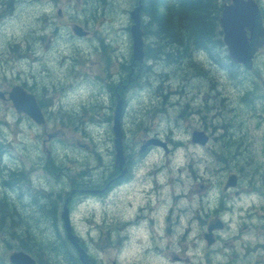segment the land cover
Segmentation results:
<instances>
[{"label":"rangeland","instance_id":"1","mask_svg":"<svg viewBox=\"0 0 264 264\" xmlns=\"http://www.w3.org/2000/svg\"><path fill=\"white\" fill-rule=\"evenodd\" d=\"M67 1L70 0H62V5H66L65 2ZM260 2L264 5V0H260ZM136 3L137 0H104L102 11H99V9L91 3L92 6H90L89 11L90 13L97 12L98 26L102 18H110V21L109 24L99 27V30L92 29L91 34H89L86 39H79V41L83 40L88 48L100 31L109 32L110 36L116 39L120 44V48L123 49L120 52L122 64L125 62V64L128 65L129 58H131L132 61V50L130 49V47L132 48V43L130 44L128 30L131 22L129 9L134 7ZM27 7L30 9L31 6L28 5ZM21 24L25 29L26 22L23 21ZM64 24L70 26V22H65ZM118 25L119 30L117 31ZM84 27L89 30L88 25H84ZM1 29L0 44L3 36H6L5 33L12 35V33L21 34L23 31V33L26 32L21 29V25L10 26V24H7L4 26L2 25ZM23 35L24 34L19 37ZM69 38H71V36H69ZM71 41H74V39H71ZM68 43L72 44L73 42ZM68 48L72 49L71 47ZM93 52L95 55L88 56L89 58L87 60L85 57H82L84 63L78 65L76 69L69 67L70 62L67 65L62 64L64 61L60 59L66 55L64 49H61V47L57 45L53 48V51L50 52L49 62H47L44 67L34 66L26 62V60L22 64L18 62L12 63L10 62V57L1 54L0 88L9 90L13 85L21 83V81H26L31 85L37 83L39 86L49 87V89H52V93L54 91L57 92V95H55V100L58 102L57 106H63L67 110L81 111L83 107L90 106L91 99L94 97L92 95V90L96 92L95 99L97 100V98H99L98 94L101 81L107 79L108 71L105 69L106 59L102 57V54L97 53L96 47L93 48ZM88 61L89 63L86 64ZM6 66L8 67L7 69ZM234 67L235 65L233 68ZM151 69L152 70H148L145 78V81L149 85L132 86V91L135 94L130 100V109L126 120V127L129 130V141L132 144L141 143L145 137L150 135L166 141L170 147L169 152H165L162 148L157 147L146 152L143 156L146 163L141 170L143 171L142 175L144 178L141 181L135 180L127 189H121L111 194L106 201H102L100 200V196H96L91 197V199L86 202H82V200L87 199L83 196L82 200L79 202L80 204L77 205L76 216L79 217V219L90 216L101 223L104 222V220L108 221L110 218H125L131 216L134 213L135 207H137L139 203L144 202L146 197L151 200L163 199L164 204L160 205L157 210L158 214L162 215L166 208L165 203L173 201L172 207L174 208L173 214L175 215L173 233L171 235H166L163 234L162 231L161 235L164 239V245H166V260H174L176 254L172 252L173 249H176L177 253L180 255L181 251H179V249L184 246L192 247L194 241L199 242V246L205 244L204 240H201V238L205 230L203 222L207 219L208 213H206L204 209L202 197L205 199L210 197L213 198L221 191H224V185L229 175L234 171H238L235 167H237V164L241 161V157L238 156L235 163H232L230 160L231 164L229 166L220 164L214 155V151H216L218 146L217 141H214L212 144L210 143L211 146L207 147L197 146L191 141V137L186 131H191L202 125L200 118H196L193 115V111L198 110V107L199 110L204 111L207 103L209 107L216 106L218 101H214L213 99L219 94L221 95V93L227 96L224 98L221 95V100L223 102L229 98L228 110H230L229 101L231 104L233 102L236 104L238 101L234 98L236 95L235 86L230 83V78L224 75L220 68L215 67L206 70L209 71L208 79H205L207 76L198 77L194 68L189 66L167 69L164 65H160L155 68L152 67ZM117 71V68L114 66L110 69L112 73H117ZM212 85H216V87H209ZM244 88L245 85L243 84V89ZM207 95L210 96L208 99L209 102L206 101ZM106 101L107 98L105 99V102ZM246 101L247 100H243V104ZM99 102L100 100H98V103ZM96 107H98V105ZM158 107L163 110L160 114L156 112ZM190 108L193 110L188 112ZM239 109L237 110V115H233L231 112L230 115L228 113L225 114V117L236 125L235 129L237 132H240L242 128L241 125H238V121H240ZM55 110L57 111V108ZM182 111L186 112L181 114ZM212 111L213 110L207 112L209 117L213 116L211 114ZM262 112H264V102L262 100L256 104L254 110L248 109L243 105L242 124H244L245 129H248L251 133L250 142L253 147L258 145L256 140L261 137L260 132L264 128L263 125L261 129L256 130V125H258L259 119L262 118ZM94 113L95 118L92 122L101 124H90L91 127H88V131H90L91 134L90 137L87 135V127H84V123H78L77 127L79 128L76 126H61V123L55 118L48 122V132L60 131L62 133L61 140H59V138H52L49 140L47 136L43 135L42 127L36 126L27 118H21L17 115L12 104L0 102V128L6 134L7 140L11 145L10 156H8V154L6 155V161L11 163L21 162L27 166H31L35 161L40 163L44 162L43 160L49 156V153L52 155L54 153L56 159L64 161L62 162L64 170L70 174V177H63V180L67 183V188H69L68 182L72 177L78 178L82 171L86 173L93 172L94 178L97 180L99 175L97 174L96 166L99 165L98 160H100V158L95 151L93 153V149L99 148L102 155L101 160L103 159L104 163H109L112 157L108 156L107 148H109L110 142H112V137L110 136L109 124L99 122L97 119L96 115H100L99 108L95 110ZM107 113L108 110L104 109L102 115L106 116ZM89 114L90 112H88L87 117H85L86 119L89 118ZM181 117L183 118L179 120ZM228 128L230 129V127ZM218 129H221L220 120L218 122ZM192 132L193 131H191V134ZM174 134L183 142V146L178 149H174L172 145L173 138H171L170 135ZM216 135L219 137L221 133ZM44 138L47 139L46 145L43 144ZM227 144L228 143H226L225 146H227ZM90 145L93 148H91ZM253 147L252 151L248 152L253 155V157H256L259 154V147ZM235 148H237V150L234 151L236 155L239 153V148H241V146L238 144L234 146L233 150ZM247 157L251 159L249 154H247ZM231 167L233 168L231 169ZM160 169L163 170L156 174L155 172L157 170L160 171ZM147 174L154 175L149 177ZM155 174L162 183H169L167 188H156L153 183ZM61 176L62 174L59 175V178H61ZM59 181L63 185L62 179ZM242 183L243 184L238 190H243V203H245L247 198H249L246 194L248 192L246 189L247 182ZM151 189H154V191L151 192ZM234 191L235 190H229V192ZM175 194H178V198L175 197ZM21 206L24 210L32 208L28 202L23 203ZM248 207H250V204ZM237 209H239V204H237ZM198 213L201 216L198 215ZM246 213L247 212H245V214ZM250 213L253 215L258 214V210L253 209ZM30 214L31 212L28 211V213L24 214V218L28 220ZM197 217L198 220L196 222L192 221L196 220ZM239 218V215L230 216L228 221L230 225L234 227L237 226L238 228ZM215 219V215L208 217L209 221ZM234 219L236 220L234 221ZM190 223L192 227H189ZM78 224L80 231L86 233H88L87 231L90 227L96 226L90 225L83 220H78ZM46 228L47 227H41V230H45ZM97 230L98 228L94 229L93 233ZM45 231L38 233L36 237L40 238L39 240L42 241L50 240ZM35 233L37 235V232ZM156 234L157 236L160 235L159 233ZM221 240L222 242L219 243L217 249L225 252H229L231 248L230 246L225 249L221 248L220 245H223V241H228L229 245L236 247L235 250L237 252L241 251L242 244L246 245L250 250H253L249 254V259L246 264H254L255 257L257 256V252L255 251L257 236L251 229L243 231L242 236L241 233L236 234V228H230L222 235ZM0 242H2L1 235ZM168 245L171 247H168ZM44 246L48 247L50 243ZM1 248L2 247H0V250ZM2 250H4V248ZM139 250L142 251L143 248H140L138 244H134L127 248L125 253L127 261L140 259L138 255L140 253ZM211 251L214 252L216 250L211 249ZM3 255L8 260L10 257L9 250L6 249L3 251ZM115 257L116 252L114 248L106 249L102 255L105 262L113 261ZM146 257V255H142L143 259H146ZM147 260L150 264H185L180 262L171 263L157 258H149ZM223 261L225 264H228L226 259Z\"/></svg>","mask_w":264,"mask_h":264},{"label":"flooded vegetation","instance_id":"2","mask_svg":"<svg viewBox=\"0 0 264 264\" xmlns=\"http://www.w3.org/2000/svg\"><path fill=\"white\" fill-rule=\"evenodd\" d=\"M101 2L102 0H94V2L93 0H85V4L83 6L80 0L67 1L65 2L66 5H62V0H0L1 23L4 25L10 24V26L21 25V29L26 31L25 33H23V31L21 34L12 33L11 37L9 38L11 40H14V42H9L7 45L2 46L1 51L7 53L12 51L16 55H25L26 57H21L18 60L19 64H22L26 60V62L34 66L44 67V65L49 62L50 52H52L53 48L57 45L60 46L61 49H64L65 54H68L67 58H65L64 61H66L67 64L70 62V67L77 66L79 61H81V63L83 62L81 53L87 54V52L92 50L94 47H96L97 51H102L103 49V40L98 35L92 41L88 48L86 47V44L83 42V40L79 41V39H86L87 36L91 34L90 30L84 27V25H88L87 23L90 19L92 20L93 24L92 29L94 30H96L97 28L99 29V27L104 25L103 20H100L98 26L97 12L90 13L89 11L91 3H94L95 6H98ZM28 5L31 6L30 9L27 7ZM63 7H66L68 10L65 11ZM65 13H68L72 22L69 24L70 26L68 27V32H65V34L63 35L62 29L64 27V24L57 22V15L63 16ZM41 16H44L42 21H40ZM23 21L26 22L25 29L21 24ZM22 34L24 35L19 37ZM69 36H71V38H69ZM71 39H74L75 42L71 41ZM68 42L73 43L69 44ZM68 47H71L72 49ZM200 50L201 49H194V60H200V64L204 65L205 67L213 64V51L205 50V53H199ZM107 61L109 63L108 65H111V63H113L111 57H109ZM196 64L197 63H195V65ZM144 69L146 70L145 66ZM128 70L129 73L127 76V81L124 73L123 78L118 82L110 81L103 86L104 88H100L102 92H105L107 94L111 102H114L119 94H122L126 97L130 88H132L133 84H130L129 79H131L133 73L135 72V64L133 66H130ZM137 74L141 75V67L138 68ZM241 83V88L236 86V89L238 90V92H240V98L238 99L241 104L240 114L243 119V74ZM119 86L123 87L124 90L122 92H120ZM209 87H216V85H212ZM214 108L218 109V116H225L226 107L222 108L221 105H218L214 106ZM206 127L209 128L211 132V134H209L211 139H214L213 141L211 140L212 142L210 141L212 144L214 141L218 140L214 136V131L218 129V125L209 126L208 124H206ZM241 131L242 135L240 136L239 140H230V142H227L226 140L224 141V144L228 143L231 146H236L239 144L241 146V161L239 163L240 178L238 185L232 188L235 190L234 192H229L228 190H226L225 192H220L213 198H207L206 201L203 202L204 209L206 213H208L207 219L203 222L205 230L201 238V240H204L205 244L199 246V242L194 241V245L192 247L184 246L179 249L181 253L180 255L175 256L174 260L180 263L225 264L223 260L226 259L228 261V264H246L247 260L249 259V254L253 251L250 250L246 245L242 244L241 251L237 252L235 250L236 247L229 245L228 241H223V245H220V247L225 249L230 246L231 250L229 252H225L217 249L219 243L222 242V235L228 229L236 228V234L241 233L242 236L243 231H246L247 229H251L256 234L257 245L255 251L257 252V256L255 257L256 259L254 260V264H264V133L261 135V137H259V139L256 140L258 142V145L253 147L252 143L250 142L251 135H248V138H243V127L241 128ZM207 146H211L210 143L207 144ZM252 147H259L258 156L253 157V155L248 152L252 151ZM247 154H249L251 159L247 157ZM214 155H216L215 151ZM127 156L128 158L125 167L129 171L131 153H128ZM111 168L112 170L110 171V173L105 170L103 174H101V177H104L108 174V176H106V185L100 184L99 187L93 188L91 187L93 183H90V187L86 188L85 190L91 191L93 194H97L99 191L106 193L107 190L111 189L118 190V186L120 184H124L123 180L125 179V176L120 178L121 173L115 165H113ZM243 181H246L248 184V192L246 194L249 196V198H247V201L245 203H243V190H238ZM22 198V195H20L19 199L23 203ZM237 204H239V209H237ZM249 204L250 207H248ZM250 209L258 210V214H251ZM245 212L247 213L245 214ZM3 214V210L0 209V235L2 237V242H0V247H2L0 250V264H6L5 262L7 258L3 255V251L7 249L11 254V251L13 252V250L15 249H21L18 240L12 237L13 234H21L18 228H20L22 225L19 224L17 226L14 231L15 233L11 232L7 219H4ZM21 214L23 215L22 212ZM198 215L200 214L198 213ZM212 215H215L216 219L212 221L210 220V222L208 220V217ZM237 215L240 216L238 228L237 226L234 227L230 225L228 221L230 216ZM162 216H166V213L162 214ZM197 220L198 217L196 220L192 221L196 222ZM235 220L236 219H234V221ZM163 221L165 222L163 226H167L166 218H164ZM132 223L134 226L140 225L141 220H133ZM144 225L147 230L151 229L154 226L151 221L149 223H145ZM22 227L24 228V226ZM189 227H192L191 223L189 224ZM136 228L138 229V232H140L141 227ZM31 236L32 234L30 233H24L21 237L23 240L25 239L28 242V240L30 241ZM119 236L120 235L118 234L117 229H115L112 232V237L118 239ZM207 238H210L212 241ZM116 239H114V241L115 243H118V240ZM145 241L148 244L152 243L151 247L153 250L149 249L145 252L150 258H157L160 260L167 258L166 245H159L158 241L151 236L148 237ZM10 245L12 246L9 247ZM3 248L4 250H2ZM211 249H215L216 251L212 252ZM121 253L122 248L120 246H117V257L115 260L117 264H123L122 259L124 256ZM112 262H114V260L110 262L103 261L100 262V264H112Z\"/></svg>","mask_w":264,"mask_h":264},{"label":"trees","instance_id":"3","mask_svg":"<svg viewBox=\"0 0 264 264\" xmlns=\"http://www.w3.org/2000/svg\"><path fill=\"white\" fill-rule=\"evenodd\" d=\"M220 11L218 0H144L143 29L149 38L146 48L148 59L158 61L167 69H175L182 67L183 61L187 62L189 66L194 64L191 54L195 47L217 50L222 44L219 36L216 37ZM196 68L198 67L196 66ZM42 104L44 105V103ZM2 156L3 152H0L1 159ZM53 160V158L49 159L47 169L49 172L56 173L58 169H56ZM28 178L27 173L21 174L16 171L5 174L2 171L1 182L5 191L1 192L0 190V209L4 212L3 217L7 219L9 229L13 233L20 223L26 227L21 226L19 228L21 234H13L12 238L17 239L20 247L31 252L40 264H51L52 259L48 257L51 253L61 260L67 257L71 264H81L76 251L65 235L63 236L60 230H57L56 233V221L59 219V214L49 195H45L43 192H41L40 198L37 195L39 199H34L37 202L31 204L32 208L26 211V213L31 212L28 220L17 210L20 209V206L14 197L10 198L7 195V192L15 195L17 190L20 191L21 181ZM10 187L11 189L8 191L7 188ZM18 217L21 218V221ZM23 221L28 224L24 225ZM40 227H47L45 229L47 231L41 230ZM43 231L47 232L50 240L42 241L36 237ZM24 233L32 234L30 241L22 239L21 236ZM57 237L59 244L53 242ZM48 243H53L51 250L44 246ZM5 263L10 264L8 261Z\"/></svg>","mask_w":264,"mask_h":264},{"label":"water","instance_id":"4","mask_svg":"<svg viewBox=\"0 0 264 264\" xmlns=\"http://www.w3.org/2000/svg\"><path fill=\"white\" fill-rule=\"evenodd\" d=\"M141 5L136 8L133 12V19L136 21L135 25L132 27V32L135 39V57L142 58L143 56V33L141 32V16H140ZM226 31V42L229 45L231 55L236 61H243L248 67H251L250 54L253 51L252 45H247V36L245 31V26H249L252 31V39H256L261 35H264V30L262 28V15L256 6L250 10L243 11L237 1L234 7H229L225 12V17L223 19ZM0 97L5 98V92L0 91ZM9 97L13 100L15 107L19 112H27L32 115L37 121H42L43 115L41 108L39 107L34 95L26 92L22 87L16 86L9 93ZM121 116V105L117 109V114L115 116V132H116V146L118 151L117 161L120 165L123 164L125 160L124 156V146L122 143L123 132L121 130L120 123ZM194 140L206 142L207 137H204L202 132H196L194 135ZM159 143L158 141H149V143ZM64 225L68 231V237L71 243L79 250L80 258L84 264H89V257L85 250L79 244V238L72 233L71 220L69 216L68 208L63 212ZM11 262L13 264H36L35 259L23 251L15 252L11 255Z\"/></svg>","mask_w":264,"mask_h":264},{"label":"bare ground","instance_id":"5","mask_svg":"<svg viewBox=\"0 0 264 264\" xmlns=\"http://www.w3.org/2000/svg\"><path fill=\"white\" fill-rule=\"evenodd\" d=\"M111 1V0H110ZM136 4H139V5H142V8H144V0H137V3ZM93 5L95 6V4L93 3ZM92 6V5H91ZM102 6L104 7V0H102V2L100 3V5H98V6H96L98 9H99V11H102ZM136 7V5L134 6V8ZM136 10H134V11H132V12H130V19H131V21H133L134 19H133V17H134V15H133V12H135ZM144 16V15H143ZM43 17L44 16H41V19H40V21H42L43 20ZM145 17V16H144ZM141 32L143 33V36L144 37H146V39H147V44H148V42H149V38L146 36V34H145V31H144V29H143V26L141 27ZM216 37H217V34H216ZM218 39V38H217ZM201 47H195L194 49H200ZM132 55H133V51L135 50V46L133 45V43H132ZM212 50H214V49H212ZM143 59H144V61H145V68H146V70H147V72H148V70L150 69V70H152L151 68L153 67V68H155V67H158V66H160L161 64L160 63H158V61H151L150 59H148V57H147V52H146V48H144L143 49ZM136 65L137 64V62H135L134 61V59H133V56H132V61H131V58H129V62H128V65H130V66H133V65ZM127 64H125V62H123V66L124 67H126V68H130V66H128ZM234 66V64H232V67ZM151 77V76H150ZM149 77V78H150ZM135 86V85H134ZM221 93V92H220ZM221 95L224 97V98H226L227 96L226 95H224V93H221ZM261 97H263V94L261 95ZM227 147H229L230 149H232L233 150V148H234V146H231V145H229V144H227ZM237 150V148H235L234 149V151H236ZM240 150H241V148H239V153H237L236 155L233 153L232 155H230V160L232 161V163H235V160H236V158H238V156H240L241 157V154H240ZM6 155H7V152H3V156H2V158H5L6 157ZM257 190V189H256ZM181 196V195H180ZM183 196V195H182ZM251 210V209H250Z\"/></svg>","mask_w":264,"mask_h":264}]
</instances>
